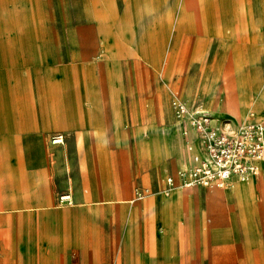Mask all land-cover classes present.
Wrapping results in <instances>:
<instances>
[{
  "label": "crops",
  "instance_id": "crops-1",
  "mask_svg": "<svg viewBox=\"0 0 264 264\" xmlns=\"http://www.w3.org/2000/svg\"><path fill=\"white\" fill-rule=\"evenodd\" d=\"M222 10L221 0H0V264H264V160L225 187L166 188L162 176L178 179L196 134L171 109L163 117L155 36H208ZM202 83L191 103L180 98L230 123L264 119L260 84Z\"/></svg>",
  "mask_w": 264,
  "mask_h": 264
},
{
  "label": "rangeland",
  "instance_id": "rangeland-1",
  "mask_svg": "<svg viewBox=\"0 0 264 264\" xmlns=\"http://www.w3.org/2000/svg\"><path fill=\"white\" fill-rule=\"evenodd\" d=\"M221 1L224 7L221 19L209 20L208 36L200 35L198 31H194V34L177 35L170 27H162L160 34L155 36L161 49L159 60L162 73L163 117L169 109L173 112L172 101L175 98L183 97L191 103L195 93L201 90L202 81L207 78L211 80L218 77V87H221V90L225 89L226 83H231L234 89L236 85L240 86L247 92L259 84L264 87V0ZM241 13L242 18L239 17ZM211 22L214 23L212 26ZM198 25L200 26V20L195 21V27ZM213 30L220 32L216 34ZM219 98H223V95ZM238 102L236 101V105L240 111L245 112L243 107H249V103ZM202 105L203 99H198L192 107ZM206 109L211 111L209 107ZM232 115L233 120L237 121L255 117L250 111L243 116L237 113ZM150 170L147 166L146 172ZM169 175L174 177V174L164 173V181ZM146 187L149 188L150 185H145L143 190L147 189Z\"/></svg>",
  "mask_w": 264,
  "mask_h": 264
},
{
  "label": "built area",
  "instance_id": "built-area-1",
  "mask_svg": "<svg viewBox=\"0 0 264 264\" xmlns=\"http://www.w3.org/2000/svg\"><path fill=\"white\" fill-rule=\"evenodd\" d=\"M173 114L183 124L182 132L192 129L195 140H187L191 151L188 167L179 169L177 180L166 177L167 187H225L233 180H245L250 174H257L258 163L264 156V121L249 117L244 121L230 123L228 118L215 116L207 109L192 107L182 98L172 101ZM50 140L61 144L64 135L56 132ZM144 193L137 191L138 196ZM61 199L69 200V194Z\"/></svg>",
  "mask_w": 264,
  "mask_h": 264
},
{
  "label": "bare ground",
  "instance_id": "bare-ground-1",
  "mask_svg": "<svg viewBox=\"0 0 264 264\" xmlns=\"http://www.w3.org/2000/svg\"><path fill=\"white\" fill-rule=\"evenodd\" d=\"M261 160H264V156L262 157V159ZM260 160V161H261ZM260 161H259V163H258V166H259V164H260ZM189 166V165H188ZM188 166H184V167H181L180 169H184V168H186V167H188ZM258 172H259V170H258ZM252 175H254V174H250L246 179H248L250 176H252Z\"/></svg>",
  "mask_w": 264,
  "mask_h": 264
}]
</instances>
